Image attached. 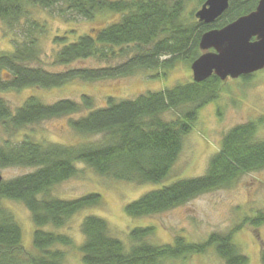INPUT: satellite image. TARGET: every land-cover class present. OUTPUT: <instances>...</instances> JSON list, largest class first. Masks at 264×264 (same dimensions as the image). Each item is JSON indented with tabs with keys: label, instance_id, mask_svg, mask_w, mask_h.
Returning a JSON list of instances; mask_svg holds the SVG:
<instances>
[{
	"label": "trees",
	"instance_id": "obj_1",
	"mask_svg": "<svg viewBox=\"0 0 264 264\" xmlns=\"http://www.w3.org/2000/svg\"><path fill=\"white\" fill-rule=\"evenodd\" d=\"M195 7L189 10L191 3ZM206 0H0V18L9 29L24 30L27 39L12 52H0V91L28 87L53 89L76 80L99 81L126 77L138 71L166 77L180 60L194 62L200 55V40L209 30L222 28L253 11L259 0H232L226 12L212 24L198 20V7ZM72 14L86 20L113 13L118 21L77 35L57 36L59 51L54 62L63 66L52 71L31 66L36 60L35 33L44 25L31 18L32 9ZM74 34V33H73ZM62 42V43H61ZM105 63L97 68L73 67L88 59ZM123 62L112 65L114 60ZM73 65V66H72ZM72 66V67H71ZM248 79L250 76H243ZM222 80L211 76L148 91L134 99H107L96 107L92 96L81 101L69 98L45 103L30 95L16 110L0 98V168L23 167L30 171L0 184V264H63V246L72 239L52 228H61L78 212L97 206L102 195L90 192L76 199H61L53 189L79 172L84 163L100 176L133 183H163L170 176L183 149L184 140L197 119L198 110L216 100ZM184 107V110L182 109ZM186 107V108H185ZM71 127L81 136L99 137L76 146L38 141L22 129L48 119L72 116ZM176 115L169 118L167 113ZM264 117L237 125L222 139L220 150L210 159L203 175L177 179L144 193L128 203L125 211L134 218L167 212L215 189L229 187L242 175L264 169V140L257 138ZM22 136L18 138V136ZM23 203L31 212L35 229L33 247L26 249L23 231L6 201ZM264 223V212L250 219ZM240 226L226 234L213 233L202 242L177 235L172 243L152 241L154 226L132 229L130 245L115 237L106 219L89 215L82 222L84 242L79 250L82 264H165L188 259L215 249L223 264H248L249 258L234 241ZM264 263V250L261 252Z\"/></svg>",
	"mask_w": 264,
	"mask_h": 264
},
{
	"label": "rangeland",
	"instance_id": "obj_2",
	"mask_svg": "<svg viewBox=\"0 0 264 264\" xmlns=\"http://www.w3.org/2000/svg\"><path fill=\"white\" fill-rule=\"evenodd\" d=\"M194 7L195 4L192 2L189 10ZM199 9L198 7L197 11ZM119 17L118 14L105 13L98 14L92 20H86L75 14H60L50 10L35 12L33 8L31 18L38 20L44 27L43 31L39 29L35 33L38 57L36 60H31L30 65L52 71L65 69L54 62L56 53L60 49L59 42L55 40L57 36L67 39L69 35L70 42L77 35L90 33L95 28L118 21ZM20 29L19 27L9 29L0 18V52H12L16 46L22 45L27 38L24 30ZM123 60H114L112 65ZM191 64L189 61L180 60L166 77L161 78L152 77L155 73L153 71L141 70L126 77L99 81L76 80L53 89L28 87L21 90L0 91V98L4 99L13 111L30 95H37L45 103H54L63 98L81 101L82 95L87 94L93 97L96 107H103L111 97L115 100L134 99L148 91H159L165 87L189 83L193 81ZM73 65V67L100 68L105 66V63L91 58ZM182 109L184 110V107ZM85 113L86 110H83L72 116L44 120L39 124L29 125L21 131L32 135L38 141L67 146H76L89 139H99V137L81 136L71 127L70 118H78ZM174 115L175 112L167 113L169 118ZM263 117L264 69H261L248 79L229 78L222 81L218 98L198 110L193 129L185 137L180 156L170 176L163 183L139 184L103 177L84 163H78V174L56 185L53 195L61 199H76L90 192H97L102 195L103 200L97 206L78 212L61 228L49 226V229L66 234L72 239V244L61 248L65 252L63 264H82V253L79 250L84 242L82 222L89 215L106 219L111 233L123 240L126 245H130L129 233L136 227L154 226L152 241L166 244L172 243L177 235L185 236L192 242H202L213 233L226 234L236 226H240L234 235V241L242 253L248 256V264H264L261 260V252L264 250V223L255 226L250 222L257 213L264 212V169L245 173L231 186L202 194L167 212L134 218L125 211L128 203L152 189L177 179L203 175L211 157L220 150L222 139L229 130L240 124L258 121ZM0 137L9 138V134L0 128ZM257 138L264 140V123L258 126ZM29 171V168L23 167L1 169L3 180L12 179ZM6 206L13 211L22 228L24 246L30 252H35L33 247L35 226L31 212L23 203L13 200H7ZM165 264H223V260L215 249L211 248L204 254L186 260H170Z\"/></svg>",
	"mask_w": 264,
	"mask_h": 264
},
{
	"label": "water",
	"instance_id": "obj_3",
	"mask_svg": "<svg viewBox=\"0 0 264 264\" xmlns=\"http://www.w3.org/2000/svg\"><path fill=\"white\" fill-rule=\"evenodd\" d=\"M232 0H206L195 16L212 24L229 8ZM201 55L191 64L193 80L203 82L211 76L222 81L253 74L264 69V0L256 8L222 28L204 33ZM3 175L0 168V184Z\"/></svg>",
	"mask_w": 264,
	"mask_h": 264
},
{
	"label": "flooded vegetation",
	"instance_id": "obj_4",
	"mask_svg": "<svg viewBox=\"0 0 264 264\" xmlns=\"http://www.w3.org/2000/svg\"><path fill=\"white\" fill-rule=\"evenodd\" d=\"M16 48V47H15ZM250 75H253V74H250ZM250 75H247V76H250ZM240 78H243L244 79V77L243 76H241ZM238 79V78H237Z\"/></svg>",
	"mask_w": 264,
	"mask_h": 264
}]
</instances>
